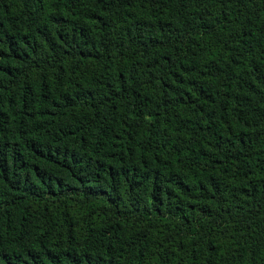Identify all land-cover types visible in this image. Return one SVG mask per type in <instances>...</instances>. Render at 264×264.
<instances>
[{
  "label": "trees",
  "instance_id": "obj_1",
  "mask_svg": "<svg viewBox=\"0 0 264 264\" xmlns=\"http://www.w3.org/2000/svg\"><path fill=\"white\" fill-rule=\"evenodd\" d=\"M0 264H264V0H0Z\"/></svg>",
  "mask_w": 264,
  "mask_h": 264
}]
</instances>
